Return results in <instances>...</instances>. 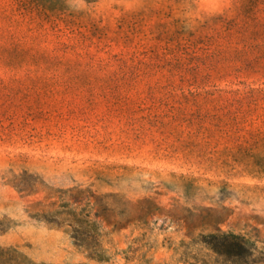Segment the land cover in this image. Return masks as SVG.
<instances>
[{
    "label": "rangeland",
    "instance_id": "1",
    "mask_svg": "<svg viewBox=\"0 0 264 264\" xmlns=\"http://www.w3.org/2000/svg\"><path fill=\"white\" fill-rule=\"evenodd\" d=\"M223 234L264 264V0H0V264Z\"/></svg>",
    "mask_w": 264,
    "mask_h": 264
},
{
    "label": "trees",
    "instance_id": "2",
    "mask_svg": "<svg viewBox=\"0 0 264 264\" xmlns=\"http://www.w3.org/2000/svg\"><path fill=\"white\" fill-rule=\"evenodd\" d=\"M86 222L82 220H76L77 227L74 228L76 232V240L81 243L82 247H86L87 240L91 238V235L87 234L84 236V229ZM86 238V239H84ZM205 244L211 249V251L217 256L218 259H224L226 262L231 264H261L262 260L255 257V249L247 246L245 240L239 236L229 234V235H213L209 240L204 241ZM87 249H91L89 258L96 260L98 262H104L106 258L103 256L102 252L96 247H90L88 245Z\"/></svg>",
    "mask_w": 264,
    "mask_h": 264
}]
</instances>
